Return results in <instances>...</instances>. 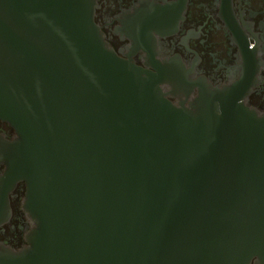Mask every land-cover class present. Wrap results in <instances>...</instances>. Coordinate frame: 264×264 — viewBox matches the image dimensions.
<instances>
[{
  "label": "water",
  "instance_id": "1",
  "mask_svg": "<svg viewBox=\"0 0 264 264\" xmlns=\"http://www.w3.org/2000/svg\"><path fill=\"white\" fill-rule=\"evenodd\" d=\"M95 8L0 0L3 187L33 225L0 264H264V114L121 58Z\"/></svg>",
  "mask_w": 264,
  "mask_h": 264
},
{
  "label": "flooded vegetation",
  "instance_id": "2",
  "mask_svg": "<svg viewBox=\"0 0 264 264\" xmlns=\"http://www.w3.org/2000/svg\"><path fill=\"white\" fill-rule=\"evenodd\" d=\"M94 2L95 22L121 58L152 72L170 70V78L181 77L193 90L190 101L200 86L229 87L264 114V0ZM16 138L15 129L0 120V150ZM6 173L0 159V246L21 251L33 229L24 209L27 186L4 188ZM251 264L260 261L255 257Z\"/></svg>",
  "mask_w": 264,
  "mask_h": 264
}]
</instances>
